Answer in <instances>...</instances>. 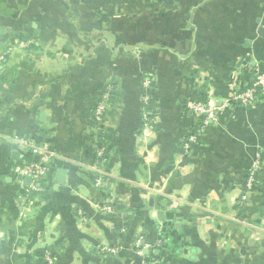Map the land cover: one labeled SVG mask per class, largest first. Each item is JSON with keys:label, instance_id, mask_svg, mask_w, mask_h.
Instances as JSON below:
<instances>
[{"label": "crops", "instance_id": "obj_1", "mask_svg": "<svg viewBox=\"0 0 264 264\" xmlns=\"http://www.w3.org/2000/svg\"><path fill=\"white\" fill-rule=\"evenodd\" d=\"M0 57V264H264V0H0Z\"/></svg>", "mask_w": 264, "mask_h": 264}, {"label": "built area", "instance_id": "obj_2", "mask_svg": "<svg viewBox=\"0 0 264 264\" xmlns=\"http://www.w3.org/2000/svg\"><path fill=\"white\" fill-rule=\"evenodd\" d=\"M1 60V57H0ZM151 83V78L146 76L143 80V86L148 89ZM149 100V94L146 93L144 96L145 103ZM233 100L242 104V105H253L258 100H264V70L256 71L254 74V79L251 85L246 86L241 91H236L233 94ZM191 111L202 120V126L205 127L208 123L214 120L215 118V108L210 106L207 102L202 101L200 99L194 100L189 105ZM105 111V106L103 103H98L94 109V119L96 121H101L103 113ZM147 113H143L144 118L147 117ZM196 142V135H191L188 140L185 142V148H188L190 144ZM31 146V145H30ZM37 153L40 155V159L37 162L33 161H20L15 164L14 171L20 177H29L30 178V187L32 189H37V184L43 179L47 168H48V161H49V152L46 149L41 147H33ZM259 168L258 162L253 163L249 168L246 187L250 189L253 185L255 179V173ZM95 184L97 186H101V179L98 177L95 179ZM100 208L106 214L113 213L114 208L109 201H104L100 204ZM171 230L167 234H163V236H156L153 241L148 243L151 247L158 246L159 248L165 247L166 240L168 236L171 234ZM139 237L135 244H140ZM102 250L107 252H114L115 249L113 247L103 246Z\"/></svg>", "mask_w": 264, "mask_h": 264}, {"label": "trees", "instance_id": "obj_3", "mask_svg": "<svg viewBox=\"0 0 264 264\" xmlns=\"http://www.w3.org/2000/svg\"><path fill=\"white\" fill-rule=\"evenodd\" d=\"M152 84H153V82L151 81L150 86H151ZM150 86H149V88H150ZM146 93L149 94V100H153V99L151 98V97H153V94H152L151 92H148V90H147ZM200 100L205 101V100H203V99H200ZM148 102H149V101H148ZM208 124H209V123H208ZM208 124H207V125H208ZM198 126H199V127L202 126V120H201V119H199V121H198ZM168 228H169V227L165 226V227H162V228L156 230V232H155L156 235H154L152 239L154 240L156 236H163V234H167V233L169 232V230H171L170 228H169V229H168ZM171 231H172V230H171Z\"/></svg>", "mask_w": 264, "mask_h": 264}, {"label": "water", "instance_id": "obj_4", "mask_svg": "<svg viewBox=\"0 0 264 264\" xmlns=\"http://www.w3.org/2000/svg\"><path fill=\"white\" fill-rule=\"evenodd\" d=\"M20 177V176H19ZM21 178V177H20ZM23 182L26 183V184H29L30 183V178L29 177H23Z\"/></svg>", "mask_w": 264, "mask_h": 264}]
</instances>
